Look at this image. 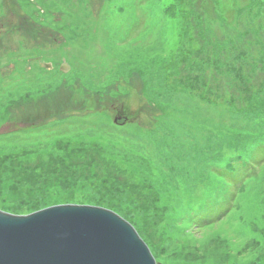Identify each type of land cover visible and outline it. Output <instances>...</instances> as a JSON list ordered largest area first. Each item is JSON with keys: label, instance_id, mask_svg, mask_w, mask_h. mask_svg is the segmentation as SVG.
<instances>
[{"label": "rangeland", "instance_id": "rangeland-1", "mask_svg": "<svg viewBox=\"0 0 264 264\" xmlns=\"http://www.w3.org/2000/svg\"><path fill=\"white\" fill-rule=\"evenodd\" d=\"M55 205L156 263L264 264V0H0V211Z\"/></svg>", "mask_w": 264, "mask_h": 264}, {"label": "water", "instance_id": "water-1", "mask_svg": "<svg viewBox=\"0 0 264 264\" xmlns=\"http://www.w3.org/2000/svg\"><path fill=\"white\" fill-rule=\"evenodd\" d=\"M0 264H160L124 218L95 206L0 211Z\"/></svg>", "mask_w": 264, "mask_h": 264}, {"label": "trees", "instance_id": "trees-1", "mask_svg": "<svg viewBox=\"0 0 264 264\" xmlns=\"http://www.w3.org/2000/svg\"><path fill=\"white\" fill-rule=\"evenodd\" d=\"M56 170H61L59 172V176H56L55 179L57 178H61L62 176H64L65 174H70L72 175L73 173H75V170H74V164H71V165H68V166H65L64 163H55V168H54V171ZM233 170V167L231 166V171ZM64 172V173H63ZM63 173V174H62ZM62 174V175H61ZM71 180V179H70ZM72 181L75 182L76 179L72 178ZM63 182V181H62ZM60 182V183H62ZM61 202L60 203H68V202H71L72 199H68V198H65V197H62V199H60ZM76 203L78 204H89V205H103L105 206L106 208L108 209H111L115 212H117L119 215L123 216L125 219H128L127 217H125V214L124 212H122L118 207H116L115 205L113 204H110V203H105V204H102L100 203V201L98 199H85V200H81V201H77ZM28 207H30V205H28ZM19 212V210H16L15 213Z\"/></svg>", "mask_w": 264, "mask_h": 264}]
</instances>
